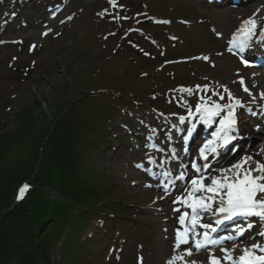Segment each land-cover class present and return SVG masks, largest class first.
<instances>
[{"label":"rangeland","instance_id":"rangeland-1","mask_svg":"<svg viewBox=\"0 0 264 264\" xmlns=\"http://www.w3.org/2000/svg\"><path fill=\"white\" fill-rule=\"evenodd\" d=\"M250 17L264 19V0H0V170L18 167L39 140L29 127L16 133L31 118L22 112L26 104L40 124L70 107L90 115L102 110L96 119L107 131L106 143L95 140L96 145L91 138L84 159L96 177L91 199L105 220L104 244L88 249V261L79 254L69 264H140L141 257L142 264H166L176 200L173 193L158 191L165 180L161 173L177 168L189 129L219 125L218 118L212 123L199 118L201 97L228 103L226 86L244 104L236 116L247 133L264 122V76H255L264 69L244 68L226 49L240 22ZM255 42L252 38L248 46ZM37 99L38 106L32 102ZM180 116L187 118L184 123ZM263 147L260 142L250 153L231 154L229 162L246 154L264 161ZM260 231L264 221L258 218L236 256L264 242ZM214 253L224 255L219 249ZM208 256L198 255L205 262Z\"/></svg>","mask_w":264,"mask_h":264},{"label":"trees","instance_id":"trees-1","mask_svg":"<svg viewBox=\"0 0 264 264\" xmlns=\"http://www.w3.org/2000/svg\"><path fill=\"white\" fill-rule=\"evenodd\" d=\"M98 110L90 115L70 107L51 123L40 124L33 109H23L31 118L16 133L29 127L39 140L19 168L0 170V264H53L52 251L58 263L69 264L71 257L99 244L104 221L99 203L91 199L96 177L84 159L91 138L93 144L106 143L107 131L96 124ZM25 180L31 187L15 200L17 185Z\"/></svg>","mask_w":264,"mask_h":264},{"label":"snow or ice","instance_id":"snow-or-ice-1","mask_svg":"<svg viewBox=\"0 0 264 264\" xmlns=\"http://www.w3.org/2000/svg\"><path fill=\"white\" fill-rule=\"evenodd\" d=\"M115 4V0H110ZM169 21H164L168 23ZM243 27L240 31L245 35V40L240 42L239 47L246 49L248 47V39L255 34L257 22L253 18L244 20ZM47 35V32L43 33ZM218 35H220L218 33ZM35 45H33V48ZM204 60H209V57H202ZM242 62L247 66V61L242 59ZM239 83L243 90L250 96L252 95L249 88L245 85L243 77ZM201 86H197L200 88ZM224 93L227 94L228 103H220L219 101L211 100V97H201V102L196 105V113L199 118L205 122H216L218 118L219 127L213 133V139L208 141L200 150V157L205 161L203 165L193 162L191 167L197 173L196 177L191 179V188L185 196L177 197L174 203L186 206L191 210L179 215L178 222L181 225L175 231V242L173 254L166 261V264H205L203 261H197L191 258L193 249L200 251L205 249L209 252L206 264H264V242L253 243L250 246L242 248L241 254L235 256L237 245L233 244L232 248H220L224 254L223 257H217L213 251L214 246L223 243L222 240L213 239L211 232L216 231V226L223 224L225 221L234 220L236 218L256 217L264 221V161L257 160L253 156L246 155L239 161L232 164L229 168L215 169L216 174L212 175L209 171L210 164L207 163L208 153H216L219 148H227L239 138L238 119L236 109L243 108L242 101L235 97L231 91L222 86ZM204 90H208V86H203ZM181 91L191 93V89L181 88ZM212 94L219 97V100H224L225 96L215 90ZM255 99V97H253ZM261 99H264V93H261ZM251 111V109H249ZM188 116H193V112L189 109ZM187 118L180 116L179 120L184 123ZM191 131V129H189ZM264 152V148L261 149ZM175 158V157H173ZM150 163H155L149 158ZM164 162H162L163 164ZM143 167V165H138ZM165 180L162 181L164 192H169V183L172 173L163 171L161 173ZM184 173L181 172L176 179H184ZM209 180V183H205ZM28 184H24L17 194V199H22ZM162 198V197H161ZM180 212V209H175ZM201 213H211L216 217L215 224L203 223ZM248 228L252 224L247 225ZM197 229H203L198 231ZM244 229L240 228L236 233L237 236H242ZM264 237V231L258 233ZM182 245H191L187 248H182ZM143 258H140L142 264Z\"/></svg>","mask_w":264,"mask_h":264},{"label":"bare ground","instance_id":"bare-ground-1","mask_svg":"<svg viewBox=\"0 0 264 264\" xmlns=\"http://www.w3.org/2000/svg\"><path fill=\"white\" fill-rule=\"evenodd\" d=\"M254 48H256V46L255 47H253V49ZM258 76L259 75V77H261V76H264L262 73L261 74H255V76ZM263 79H264V77H263ZM262 79V80H263ZM262 85L264 86V80H263V82H262ZM181 130V129H180ZM164 201V200H163ZM163 201H160L159 203H158V206H161V204H163ZM233 247V246H232ZM231 247V248H232ZM238 249L236 248V251H237ZM235 251V252H236ZM186 259H194V260H197V261H203V262H205V259L203 258V257H198V256H192L191 258H186ZM206 263V262H205Z\"/></svg>","mask_w":264,"mask_h":264}]
</instances>
